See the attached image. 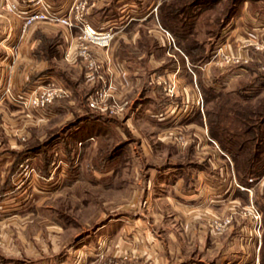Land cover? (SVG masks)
<instances>
[{
  "label": "rangeland",
  "instance_id": "1",
  "mask_svg": "<svg viewBox=\"0 0 264 264\" xmlns=\"http://www.w3.org/2000/svg\"><path fill=\"white\" fill-rule=\"evenodd\" d=\"M239 2L202 0L199 6L203 13L199 19L196 18L195 24H192V20L188 22L190 28L184 29L188 34L178 28L176 19H156V30L160 35H155L151 46L153 66L147 75L144 71V82L139 81L135 93H141L144 102L151 98L156 100L157 110L146 113L141 119V116L134 115L129 123H124L126 115L101 113L87 106L89 93H86L85 86L80 88L77 85L81 83L83 69L76 68L75 72L68 68L58 59L57 52L56 59L48 61L49 74L58 76L59 81L69 89L68 95L59 99L63 105L59 113L51 120L46 118L50 116L55 99L44 111L43 118L48 122L40 127L32 126L28 134H24L25 139H20L22 144L19 147L8 143V138L15 136L13 130L0 127V153L9 155L0 157V163H5L12 155V162L19 169L14 175L7 174L8 179H3L0 186L5 187L8 182L13 190V186L23 183L25 189L23 193H5L4 200L0 201V217L13 218L15 223H19V216L25 213L29 215L28 219L32 218L26 231L29 239L37 240L36 244L32 241L39 252L35 257L40 261L37 264H83L84 256V264H97L103 260L105 255L101 252L105 248L107 251L115 248L116 219H125V216L131 217L141 212L142 209H133L137 200L141 204L145 200H161V187L155 186L156 182L153 181L157 177L156 172L161 174L157 169L186 165V168L193 170L201 167V164L210 169L208 159L201 160L197 155L202 147V143L198 145L199 140L209 145L202 147L203 155L209 156L215 150L223 158L222 162L235 170L238 174L235 188H239L236 184L250 188L258 176L254 171L264 173V59L258 60V54L250 53L248 62L241 65L217 68L210 62L211 51L226 29L227 16L237 8ZM124 8L126 20L131 10L127 5ZM160 27L171 35L177 49L167 44ZM171 29L176 31L172 32ZM166 75L173 76L177 83L171 97L165 95L162 89L161 78ZM13 91L16 89H8L9 93ZM147 93L153 94L149 98L144 97ZM182 93H186L187 108H183ZM0 96L1 99L5 94L1 93ZM122 100L119 97V102ZM198 100L200 107L196 104ZM117 104L116 108L120 107V103ZM239 106L250 109L251 122L260 123L258 128H252L251 132L241 134L236 140L232 132L237 126L231 121L233 111H237L235 109ZM260 112L263 113L260 115ZM248 128V123H245L243 129ZM157 134L162 137L157 138ZM166 137L169 138L168 143L162 141ZM164 153L170 154L173 159H163ZM25 155L27 159L16 160L19 156L25 158ZM251 165L253 167L250 168ZM220 168L226 169L225 166ZM99 171L105 173L100 175ZM243 171L246 176L241 180L239 176ZM226 174H219V181H226ZM223 196L222 190L218 194L219 200ZM249 200L260 213L259 236L263 243L264 194ZM249 200L241 204L238 216L246 218L244 220L253 230L252 219L243 213ZM35 202H40L36 209ZM224 216H229L230 221L218 231L215 223ZM57 220L60 228L54 229ZM231 221L230 213H220L207 220L206 226L214 233L230 230L229 234L235 235L237 258L243 241H251L244 239L246 235L239 229L240 225ZM10 227L12 231H20L18 224ZM160 228L158 226L156 229L160 232ZM35 230H39V235L31 237ZM22 231L25 233V230ZM100 231L103 234L99 236ZM18 239L24 244L22 239ZM18 239L13 234L12 256H20L18 250L26 247ZM21 254L25 258L32 257L23 251ZM55 254L63 256V260L53 263ZM111 260L121 261L122 258L113 256L102 264ZM25 262L36 264L34 261Z\"/></svg>",
  "mask_w": 264,
  "mask_h": 264
},
{
  "label": "crops",
  "instance_id": "2",
  "mask_svg": "<svg viewBox=\"0 0 264 264\" xmlns=\"http://www.w3.org/2000/svg\"><path fill=\"white\" fill-rule=\"evenodd\" d=\"M10 1L15 2L19 9H25L37 6L38 0H0V95L4 87L12 91L40 85L48 78L56 77L54 79L59 81L58 76L49 74L47 70L48 61L56 59L57 52L58 59L68 68L75 72L76 68L83 69L80 75L82 84L77 85L80 88L85 86L86 93L90 95L96 89L107 87L110 97L105 103L109 108L113 104L117 107V102L120 103V112L116 111L115 115H126L124 123H129L134 115L141 116V119L146 113H154L157 110L156 100L151 98L144 102L141 93H135V89L139 88V81L144 82V71L147 75L153 66L151 46L154 44L155 35H160L156 30V19H176L180 30L185 26L188 30V22L192 20V24H195L196 18L199 19L203 13L199 6L202 5V0H41L59 9L62 14L68 13L70 17L72 5L83 1L82 16L85 21L99 27L108 26L113 30L112 41L105 51L91 47V55L98 61L100 68L96 69L91 77H87L85 69L77 62L78 57L72 43V38L78 32L76 26L65 30L57 23H35L22 35L21 17L6 8ZM125 5L131 10L126 20V14L123 13ZM234 12L228 14L227 26L222 35L232 48L237 45L235 33L243 26L253 28L257 35L264 37V0H240ZM187 30L184 32L188 34ZM170 31L174 32L176 29ZM174 46L176 47L175 42ZM250 53L258 54V60L264 59V52L254 53L249 49L248 54ZM67 90L69 91L68 88ZM147 94L143 96L149 98L153 93ZM119 97L123 98L121 102ZM61 101H54L50 116L46 118L51 120L59 113L63 106ZM45 122L48 121L42 114L23 111L12 103L9 96L5 95L0 99V127L13 130L15 136L8 138V143L13 147L22 144L20 139H25L24 134H28L32 126L40 127ZM160 137L162 136H157ZM168 140L167 137L162 139L164 143H168ZM199 142L198 145L202 143V147H209L206 142ZM202 147L197 155L201 160L208 159L210 169H206L203 164L193 169L194 171L186 168V165L157 169L161 174L156 172L157 177L153 181L156 182L155 186L161 187V200H145L142 204L137 200L133 209L146 210L145 212H138L131 217L125 216V219H116L118 230L114 234L115 248L109 251L105 248L101 252L105 257L97 264H102L113 256L122 258V264H264V238L262 243V237L257 238L247 220H244L246 218L238 216L241 204L244 205L247 200L264 194V173L257 174V180L250 186L249 191L235 188V170L229 168L226 162H222L223 158L215 150L209 148L213 152L209 156L203 155ZM169 155L164 153L163 159H173ZM0 157L9 155L0 153ZM24 157L19 156L16 160L27 159L26 155ZM13 159L11 155L5 163H0V184L3 179H8L7 174L14 175L19 172L12 162ZM224 166L226 169L220 168ZM223 172L227 173V179L224 181L222 177L219 181V174ZM98 173L101 175L105 172ZM20 185L13 186V190L8 182L5 187L0 186V201L4 200L6 192L23 193V183ZM222 190L224 196L219 200L218 194ZM38 205L40 202H35L34 208ZM220 213H230L231 223L240 225L239 229L246 235L244 239L251 241H243L241 253L239 252L237 258L233 239L235 235L229 234L230 230L220 234L214 233L206 226L207 220ZM28 217L27 213L19 216V223H15L10 217H0V248L4 249H0V264H27L25 261H34L37 264L39 261L35 258L39 254L35 246L37 240L34 238L33 244V240L27 235L26 229L32 219ZM58 223V220L54 223V229L60 228ZM12 224H18L20 231H12ZM158 226H161L160 232L156 229ZM22 230H25V233ZM39 233V230H35L30 235L33 237ZM13 234L17 239H22L24 244L19 239L18 241L26 246L18 250L20 256L10 255ZM102 234L100 231L99 236ZM38 240L40 241L39 238ZM22 251L32 257L25 258L21 254ZM63 258L55 254L52 262L58 263ZM85 259L86 256L82 259L83 264Z\"/></svg>",
  "mask_w": 264,
  "mask_h": 264
},
{
  "label": "built area",
  "instance_id": "3",
  "mask_svg": "<svg viewBox=\"0 0 264 264\" xmlns=\"http://www.w3.org/2000/svg\"><path fill=\"white\" fill-rule=\"evenodd\" d=\"M6 8L11 13H15L21 17L22 25L20 33L22 35H25L27 28L35 23H57L65 30L69 29L71 26H76L78 32L72 38V43L76 56L78 57V64L85 69L87 77H91L95 70L100 68L98 61L91 55V47L94 46L105 51L113 37V31L108 26L97 27L89 21H85L82 16L84 11L83 1L72 5L70 9L72 13L71 17L68 13L62 14L59 9L41 0L37 1V6H30L25 9H19L15 2L10 1L7 3ZM159 29L165 37L167 44L172 45V47L176 49L171 35L163 28L160 27ZM235 39L237 45L234 48L230 46V43L227 42L225 38H222L214 45L210 55V62L212 65L217 68L241 65L248 62L249 49L254 52H264V37L257 35L253 28L246 26L241 27L238 33H235ZM190 72L192 73V71ZM161 83L165 95L171 97L177 89V83L173 76L169 77L166 75L165 78L162 77ZM13 92L9 93L6 88L3 90V93L9 96L12 103L18 108L32 110L42 115H44L45 109L55 99L66 97L69 93L67 88L55 79L48 80L44 84L19 88ZM185 95L186 93H182L181 95L183 108H187L188 104ZM108 97H110V95L107 93V87H101L87 97L86 104L90 109H98L100 111L107 110L110 113L116 114L115 112L119 111V108H116L114 104L109 108L105 103ZM199 100L198 102L196 101V104L200 107ZM236 186L240 189L249 191V187L246 185L236 184ZM243 213L252 219L254 233L256 236H259L260 213L251 200H249L245 208H243ZM229 221L230 217L224 216L220 221H216V229L220 231ZM106 264H122V261L111 260Z\"/></svg>",
  "mask_w": 264,
  "mask_h": 264
},
{
  "label": "trees",
  "instance_id": "4",
  "mask_svg": "<svg viewBox=\"0 0 264 264\" xmlns=\"http://www.w3.org/2000/svg\"><path fill=\"white\" fill-rule=\"evenodd\" d=\"M195 1H200V0H195ZM230 12V11H229ZM234 11H231L230 13L232 14ZM179 28V27H178ZM185 27L184 28H182L181 29V31L182 32H184L185 30ZM237 109H235V110H237V111H233V116H232V121L231 122H233L234 124H235V127H236V129H235V131H233L232 132V134H233V139H236V140H238V138L240 137V135L241 134H247L248 132H251L252 130V128H258V124L260 123H257V122H251L250 121V118L252 117V113H250V109H246L245 107H243V106H239V107H236ZM264 112V111H263ZM263 112H260V115L263 113ZM257 113H259V112H257ZM259 116V115H258ZM235 117V118H234ZM245 117H247V121H245V122H242V120L244 119L245 120ZM259 118V117H258ZM262 118H264V114H263V116H262ZM261 118V119H262ZM245 123H248V129L247 130H245V129H243V126H245ZM264 125V124H263ZM219 127V126H218ZM217 127V128H218ZM243 129V130H242ZM236 149H238V148H236ZM261 151L259 150V152L258 153H260ZM234 156H236L237 157V155L238 154H233ZM255 162V161H254ZM251 167H253V165H251L250 166V168ZM257 171H260V170H256V171H254V172H256V173H259V172H257ZM252 172V171H251ZM253 172V173H254ZM238 175V174H237ZM245 176H246V174L244 173V171H243V174L242 175H240L239 177H241V180H244V178H245Z\"/></svg>",
  "mask_w": 264,
  "mask_h": 264
}]
</instances>
